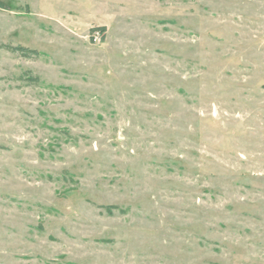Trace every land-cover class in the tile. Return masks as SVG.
<instances>
[{"label":"rangeland","instance_id":"obj_1","mask_svg":"<svg viewBox=\"0 0 264 264\" xmlns=\"http://www.w3.org/2000/svg\"><path fill=\"white\" fill-rule=\"evenodd\" d=\"M0 1V264H264V0Z\"/></svg>","mask_w":264,"mask_h":264},{"label":"trees","instance_id":"obj_2","mask_svg":"<svg viewBox=\"0 0 264 264\" xmlns=\"http://www.w3.org/2000/svg\"><path fill=\"white\" fill-rule=\"evenodd\" d=\"M0 7L5 8V4L0 1ZM96 29L100 30L102 33V40L105 39V28L104 27H98V28H93L92 31H95ZM7 49L10 50L11 52H18L22 57L25 58H32V57H37L39 55V52L36 49H32L26 46L22 45H6ZM29 72V71H28ZM28 72H25L27 74ZM29 79L36 80L38 81V77H28ZM115 206H106V208L109 210V212H112V208Z\"/></svg>","mask_w":264,"mask_h":264},{"label":"built area","instance_id":"obj_3","mask_svg":"<svg viewBox=\"0 0 264 264\" xmlns=\"http://www.w3.org/2000/svg\"><path fill=\"white\" fill-rule=\"evenodd\" d=\"M92 37L94 41H100L102 39V33L100 30L96 29L93 33H92Z\"/></svg>","mask_w":264,"mask_h":264}]
</instances>
